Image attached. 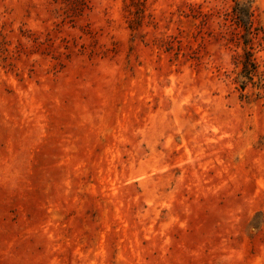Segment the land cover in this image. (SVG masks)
<instances>
[{
	"label": "rangeland",
	"instance_id": "374dc122",
	"mask_svg": "<svg viewBox=\"0 0 264 264\" xmlns=\"http://www.w3.org/2000/svg\"><path fill=\"white\" fill-rule=\"evenodd\" d=\"M0 264H264V0H0Z\"/></svg>",
	"mask_w": 264,
	"mask_h": 264
},
{
	"label": "trees",
	"instance_id": "16d2710c",
	"mask_svg": "<svg viewBox=\"0 0 264 264\" xmlns=\"http://www.w3.org/2000/svg\"><path fill=\"white\" fill-rule=\"evenodd\" d=\"M237 13H238V18H239L240 22L243 25H248V22H249L248 13L245 12L244 10H242V8H239V7H238V10H237Z\"/></svg>",
	"mask_w": 264,
	"mask_h": 264
}]
</instances>
